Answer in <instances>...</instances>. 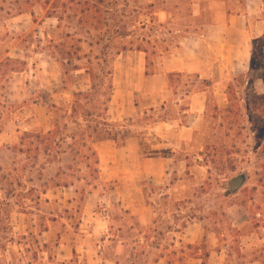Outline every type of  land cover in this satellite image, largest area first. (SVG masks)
I'll use <instances>...</instances> for the list:
<instances>
[{
  "label": "rangeland",
  "instance_id": "obj_1",
  "mask_svg": "<svg viewBox=\"0 0 264 264\" xmlns=\"http://www.w3.org/2000/svg\"><path fill=\"white\" fill-rule=\"evenodd\" d=\"M50 6L33 17L0 0V264H264V0H106L99 26ZM200 32L208 81L141 80L137 44L154 74ZM102 53L108 119L130 134L95 145V174L66 145L36 154L24 134L89 89L84 69L66 77L60 63L98 72ZM203 89L204 111L186 113Z\"/></svg>",
  "mask_w": 264,
  "mask_h": 264
},
{
  "label": "trees",
  "instance_id": "obj_2",
  "mask_svg": "<svg viewBox=\"0 0 264 264\" xmlns=\"http://www.w3.org/2000/svg\"><path fill=\"white\" fill-rule=\"evenodd\" d=\"M24 3L29 4V10L25 8L19 13L30 12L33 17V6L38 5L43 11L46 9L45 6L51 3L46 15L48 17L54 16L58 21H61V17L55 15L58 8L62 9L63 12L73 11L80 25L99 26L104 25L103 21H106L101 17V14L106 12L102 8L106 0H24ZM113 10L111 8V11ZM134 50L148 53L147 48L141 44H137ZM120 53L119 50L115 52L116 55ZM100 59L107 68H104L103 64L98 72L92 66V62H88V65L84 67H79L71 65L72 61L69 60L71 67L69 69L67 62L65 64L60 63L63 66V75L66 77H70L72 72L84 69L85 74L90 79L89 89L85 92H71L68 108L55 104L50 106L49 130L46 132H25L24 134L25 138L28 139V144L34 148L36 154L42 151L48 155L52 150L66 145L72 158L78 163H83L88 172L95 174L99 172V158L95 145L109 141L124 146L130 134L126 129L121 130V123L112 122L108 119V104L113 91V69L109 66L103 53ZM146 59V74H151L149 58ZM104 76L107 81L103 83Z\"/></svg>",
  "mask_w": 264,
  "mask_h": 264
},
{
  "label": "crops",
  "instance_id": "obj_3",
  "mask_svg": "<svg viewBox=\"0 0 264 264\" xmlns=\"http://www.w3.org/2000/svg\"><path fill=\"white\" fill-rule=\"evenodd\" d=\"M199 10H192L191 15L193 18H198L200 16ZM207 35L203 32L200 33H192L190 35L184 36L182 41L180 42L179 47L176 51L166 53L161 57L159 62V73L154 74H146L144 72L141 80L144 78L146 81H158L160 82V91L164 90L165 87L168 89L170 83V76L183 77V74H196L198 80H209L204 76V39H206ZM140 53H145L143 51H139ZM146 54V53H145ZM147 58V54L146 57ZM147 62V59H145ZM145 62V63H146ZM140 65V68L146 69V64ZM208 91L203 89L201 91H196L194 94L190 95V103L188 109H186V113L190 115L196 116L200 115L202 111L205 109V99L207 97ZM160 94V92H159ZM158 94V95H159ZM163 96V95H162ZM157 98H164L159 96ZM164 106L162 103L161 107ZM148 109H153L154 106L151 105L147 107ZM187 127V126H186ZM185 126L182 128H186ZM192 132L190 133L191 137Z\"/></svg>",
  "mask_w": 264,
  "mask_h": 264
},
{
  "label": "water",
  "instance_id": "obj_4",
  "mask_svg": "<svg viewBox=\"0 0 264 264\" xmlns=\"http://www.w3.org/2000/svg\"><path fill=\"white\" fill-rule=\"evenodd\" d=\"M245 177L243 175H239L232 180L229 181V187L232 192H236L239 188L244 184Z\"/></svg>",
  "mask_w": 264,
  "mask_h": 264
}]
</instances>
